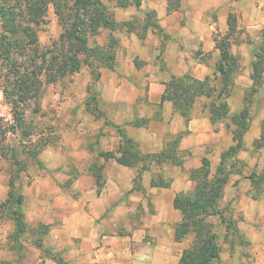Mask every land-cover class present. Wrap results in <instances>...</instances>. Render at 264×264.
Here are the masks:
<instances>
[{
  "label": "crops",
  "instance_id": "obj_1",
  "mask_svg": "<svg viewBox=\"0 0 264 264\" xmlns=\"http://www.w3.org/2000/svg\"><path fill=\"white\" fill-rule=\"evenodd\" d=\"M142 7V4L139 9L133 5L114 7V15L117 20L128 19ZM230 11L245 32L264 25V0H180L178 10L159 15L158 23L169 36L161 64L155 48L159 38L151 29L142 40L134 32L120 34L114 69L102 72L98 81L100 106L112 123L104 125L101 134L94 135L95 150L75 151V140L68 152L71 155L64 159L58 150L46 146L38 155L36 168L21 171L16 180L23 197L21 206L26 224L49 226L41 248L57 247L67 264H178L186 244L174 239V226L182 216L173 200L177 194L193 192L189 170L199 167L203 156L209 158L210 165L216 164L229 140L224 129L216 130L210 121L209 97L198 96L185 118L171 100H161L163 82L171 74L190 73L198 79L213 76L219 57L213 35L227 31ZM248 47L246 41L240 40L231 50L242 58L247 54L253 56ZM136 57L142 60L139 68L134 62ZM244 66L245 62L242 77L247 84L250 78L245 73L249 74L250 67ZM134 73L140 74L147 85L144 94ZM241 104L239 98L234 109ZM108 107L111 112H107ZM143 117L148 120L146 126L130 123ZM117 126L123 128L143 154L160 152L177 137L176 148L182 163L152 160L146 169H140L141 162L128 166L101 157L103 183L99 187L86 168L92 154L98 156L99 151L118 149L121 135ZM79 127L78 133H84ZM252 131L255 136L260 133L256 127ZM238 156L244 157L241 151ZM256 159L254 156L248 160L250 171L256 166ZM69 160L78 173L69 185L62 186L60 179L68 175ZM138 171H141L139 189L134 187ZM152 177L169 183L152 186ZM251 191L247 173L235 174L228 179L220 205L229 203L238 229L249 241L247 246H241L248 247L251 263L264 264V190L257 197ZM4 194L6 198L7 192ZM39 248L30 245L28 254L22 255L19 263L57 264L49 255L41 257ZM10 258L8 250H0V261L8 262Z\"/></svg>",
  "mask_w": 264,
  "mask_h": 264
},
{
  "label": "trees",
  "instance_id": "obj_2",
  "mask_svg": "<svg viewBox=\"0 0 264 264\" xmlns=\"http://www.w3.org/2000/svg\"><path fill=\"white\" fill-rule=\"evenodd\" d=\"M114 1L117 7L133 5L139 7L142 0H108ZM53 7L57 23L61 32L57 39L41 44L39 33L46 30L49 23L48 9ZM228 29L224 33H214L215 47L219 50V57L215 61L213 76L198 79L190 73L181 75L171 74L165 80L161 100L169 99L174 107L186 118L198 96L210 98L209 116L213 123L225 118L229 114L227 97L232 93L233 77L239 69V57L231 50L235 37L239 32L237 18L233 12L227 14ZM141 31L135 27L133 20L118 21L113 13L108 10V3L104 0H0V90L6 104L10 106L13 122L5 124L0 119V136L4 139L8 132H18L21 140L28 141V147L22 153L32 159H38L39 153L48 145L47 140H31L34 135V126L26 119L27 106L32 102L34 113L38 112L39 99L46 84H53L64 77L71 76L82 69H88L92 82L99 80L102 69H114L118 37L116 30H128L137 34L140 39L145 37L147 28L156 29L162 33L156 13L153 9L146 11L142 19ZM102 27L109 29L108 40L104 45H92L90 39L97 35ZM264 39V33H262ZM139 65L136 62V67ZM264 46L255 53L252 62L250 77L257 85L263 72ZM218 80V81H217ZM217 81V82H216ZM250 100L245 99L242 108L230 117L234 125L232 129V144L220 154L218 166L214 172L210 170L208 157L203 156L201 165L189 170V176L194 181L191 194H177L173 204L181 212V220L174 226V239L182 240L188 233H193L191 244L185 247L180 255L178 264H221L218 236L209 220L217 216L224 224V235H238L239 242L231 240L230 249L235 245H248L243 233L238 229L236 219L231 214H224L220 199L223 195L230 174H240L233 169L235 162H239L237 153L243 149V136L248 130L250 117L248 114ZM160 104H158V107ZM96 108V113L100 110ZM159 111V110H158ZM95 113V112H94ZM146 118H135L130 123L134 126H146ZM121 135L120 144L116 151H99L97 157L105 160L114 159L120 164L136 165L141 162L140 169H146L147 163L152 160L158 163L171 161L174 164L182 163L181 153L176 148L177 137L170 141L167 147L156 153H140L134 141L126 136L122 127L117 126ZM10 157L14 162V170L7 181V198L0 202L15 198L17 207L15 226L17 235L26 229L23 211L20 208L22 194H15V181L19 173L26 170L27 165L22 162L19 152H11ZM104 163L91 161L87 171L95 177L96 183L101 187L103 183L102 168ZM134 177V187L139 189L140 173ZM249 174L251 186L257 190L253 194L257 197L260 190L261 178ZM69 183V182H68ZM162 178L152 177L151 185H168ZM39 236L34 242L42 247V235L49 226L39 223ZM19 257V256H18ZM52 259L57 264H67L59 254H53ZM19 260V259H18ZM1 264H9L2 261ZM18 264H20L18 262Z\"/></svg>",
  "mask_w": 264,
  "mask_h": 264
},
{
  "label": "rangeland",
  "instance_id": "obj_3",
  "mask_svg": "<svg viewBox=\"0 0 264 264\" xmlns=\"http://www.w3.org/2000/svg\"><path fill=\"white\" fill-rule=\"evenodd\" d=\"M104 1L108 3V10L113 13L114 18L116 19L114 15V7H117L115 5V2H108V0ZM141 4L144 7H142L140 11L131 14L128 19L118 21L133 20L136 29L138 31H141L143 22L142 19L145 17L146 11L153 9L156 13L157 21H159V15H163V13L167 14L172 11L178 10L180 0H142ZM139 7L136 8L139 9ZM48 18L49 23L47 24L46 30L41 31L39 33V41L41 44L49 43L52 39H57L59 33L61 32V28L57 23L56 16L53 13L52 6H50L48 9ZM183 20L184 18L181 19V21ZM149 29H151L155 34L158 35L159 41L157 45H155V48L157 49L156 58L159 59V62L161 64V55L163 54L164 47L166 42L168 41L169 36L165 32L160 33L156 29H152L149 27L146 30L145 37ZM239 29L240 30L236 35L235 42L232 44V46L238 45L240 40L246 41V43L249 45V53L253 56H249V54H247L245 57L242 58L238 53H236L239 57V69L233 77L232 93L226 99L227 102H230L229 114L225 118L213 122V127L216 130H218L219 128H223L225 136H228L229 141L226 147L224 148L225 150L230 144L233 143L231 137L234 125L231 123L230 117L233 113L239 111L242 108L245 99L250 100L248 107V114L250 117L249 127L243 136V149L239 150L237 153L239 162H235L233 169L239 170L241 172L240 175H242L243 171H245L247 173V176L251 173L255 174V178L259 176L261 178V186L259 187L261 190V194L264 190V66L263 72L261 73L259 79L260 82H258L257 85L253 84L252 79L250 77V73L252 71V62L255 59V53L258 52L260 48L264 46V39L262 36V33H264V25L259 27H250L246 29V32L244 28ZM128 32L133 31L123 29L116 30L114 32V34L118 37L117 48L120 46V34ZM243 32H245L244 35H242ZM108 35L109 29L102 27L99 33L90 39V42L92 45H104L108 40ZM210 59L214 61V57H212V55ZM134 62L135 65L136 62L139 65L137 68L142 65V60L138 59L137 57L135 58ZM244 62V67H250L249 74L245 73V75L249 76L250 78V82H247V84L246 78L244 79V77H242V64H244ZM106 70L108 69H102L101 73ZM133 76L137 80L136 82L138 84H142L140 92L144 94L147 85L143 83L144 81L142 76L138 73H134ZM98 81L93 83L92 86H89V84L92 82V78H90L88 69H82L79 72L71 76L64 77L63 79L58 80L53 84H46L44 86L43 93L39 99L38 112L34 113L32 111V109L34 108L32 102L27 106L26 109V119L30 120L34 126V135L31 137V140H47V146L58 150V154L61 155L64 159L67 158V156L71 155L68 152L72 151V141L75 140L76 141L74 143L77 146V148H75V151H79L80 153L83 150L94 151V135L101 134V128H103L104 125L112 123L110 121V117L106 115V111L104 110V108L100 106ZM239 98L242 99V104L238 109H234ZM95 107L100 110V114L96 113ZM106 109L108 110L107 112H111L112 110L111 107H108ZM0 119L4 123V125L11 124L13 122L10 106L4 101L1 90ZM100 124H102V126ZM79 125L82 126V130H85L84 133H78V131L76 130ZM252 127H256L257 129H259L260 133L258 136H255L253 134ZM25 146H29L28 141H25V139L21 140V137L19 136L17 131L13 133L8 132L4 139L0 136V202L4 201L7 198H5L4 193L8 191L7 181L14 170V162L9 155L11 152H19L20 159L27 165L26 169H28V167L36 168V159H32L29 155L22 153V150L24 148H27ZM240 151L241 154L244 156L243 158L238 156ZM92 156L93 157L91 158V161L94 160L99 163L101 162V157H97L94 154H92ZM254 156H256L257 158L255 160L256 166L253 167L252 171H250L248 167V160H252ZM70 160L67 169V177H63L60 179L62 186L69 185L70 181L72 180V177L76 176L78 173L77 168L73 167V164ZM219 160L220 155L217 163H213V165H210L211 172L215 171L216 167L218 166ZM233 175L235 174H230L229 178ZM249 189L250 187L248 188L247 192H249ZM257 190L259 189H256L255 186H252L251 194L253 195L257 192ZM15 194H20L18 192L16 181ZM76 195L77 192L75 191V196ZM228 204L229 203H224L221 205L223 207L224 214H226L227 216L231 214ZM16 207L17 205L14 197L5 203L3 202V204L0 205V250H8L9 254L11 255L10 261H8L9 264H18L21 256L25 255L26 253L28 254L29 246L36 245L34 242L39 236V233L37 232L39 231V227H37V225L28 226L27 224L26 229L22 233H20V235L15 236L17 235V230L15 226V214L13 215V210ZM20 208L22 209V206H20ZM209 220L213 224V228L218 236V242L221 246L220 263L252 264V254L250 253V251H248V247L245 248V246H241L238 244L235 245V247H233L232 249H230L231 245L229 242L231 240H237L239 242V238L237 237L238 235L233 234L225 237L224 224H221L219 222L218 217L212 216L209 218ZM41 238H43V235ZM192 240L193 233L190 232L181 241H184L187 247L189 244H191ZM39 249L41 257L46 255L52 256L53 254L60 255L59 249L57 247L49 246L46 248ZM242 255H244L243 261L241 260ZM1 262L2 261H0V264Z\"/></svg>",
  "mask_w": 264,
  "mask_h": 264
}]
</instances>
